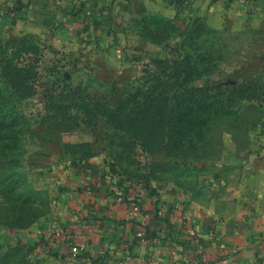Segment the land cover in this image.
Masks as SVG:
<instances>
[{
	"label": "rangeland",
	"instance_id": "obj_1",
	"mask_svg": "<svg viewBox=\"0 0 264 264\" xmlns=\"http://www.w3.org/2000/svg\"><path fill=\"white\" fill-rule=\"evenodd\" d=\"M55 1L62 5L63 0ZM256 1L241 4L251 9ZM53 18L64 28L53 24L46 36L10 22L0 27V46L8 53L25 45L37 47L42 56L37 93L23 105L29 124L7 139L0 130V264H37L45 258L49 236L60 230L48 223L59 193L46 182L50 168L112 178L116 195L130 187L138 199L171 196V202H162L170 209L168 225L183 227L174 220L183 217L185 225H196L184 211L194 201L224 196L240 161L259 157L264 141V30H216L196 17L179 18L175 27L152 14L86 17L82 25L74 22L78 17ZM142 33L154 38L151 48L142 46ZM179 54L195 69L190 86L210 83L208 96L188 97L176 88L165 93L174 79H163L157 88L141 80L155 58L175 60ZM140 85L148 94L138 91L131 102V124L104 123L103 107L116 108L128 86L136 93ZM72 90L92 103L87 112L47 110ZM181 99H186L184 109ZM52 175L65 179L60 170ZM58 239L63 241H53L65 246Z\"/></svg>",
	"mask_w": 264,
	"mask_h": 264
},
{
	"label": "crops",
	"instance_id": "obj_2",
	"mask_svg": "<svg viewBox=\"0 0 264 264\" xmlns=\"http://www.w3.org/2000/svg\"><path fill=\"white\" fill-rule=\"evenodd\" d=\"M178 1L63 0L59 6L55 0H0V27L10 22L23 25L27 33L46 36L53 24L64 28L53 17H68L70 22L72 17H78L74 22L82 25L86 17L156 14L174 22L200 17L216 30H264V0L256 1L251 9L240 0H187L181 6ZM142 42L146 48L153 45L145 39ZM240 162V168L229 177L224 196L211 197L203 204L194 201L192 208L184 211L196 222L197 240L188 234L191 224L177 227L170 222L167 227L158 219H150L146 226L149 235L165 232L160 245L140 244L136 233L141 229L142 217L134 213L137 206L152 213L173 197L162 199L144 194L138 199V195H131L130 187L127 193L116 195L112 178L94 175L90 170L84 178L72 168H50L46 182L59 193L48 223L58 225L60 230L47 238V249L58 247L55 237L63 240L58 239L59 243L66 242L65 253H69L72 244L84 248L77 257L62 254V250L59 256L51 254L46 264H264V141L259 143V157ZM57 170L64 174V181L53 178ZM211 233L214 237L210 239ZM103 250L107 255L100 260Z\"/></svg>",
	"mask_w": 264,
	"mask_h": 264
},
{
	"label": "trees",
	"instance_id": "obj_3",
	"mask_svg": "<svg viewBox=\"0 0 264 264\" xmlns=\"http://www.w3.org/2000/svg\"><path fill=\"white\" fill-rule=\"evenodd\" d=\"M187 0L178 1V6L186 3ZM156 15V14H152ZM163 17L160 15H156ZM177 27L176 23L166 17H163ZM195 19H202L196 17ZM192 28H188L186 33L191 31ZM143 34V38L151 42L154 41V38L149 39ZM182 48V47H181ZM40 49L32 46L22 45L18 49L8 53L5 48L0 46V130L5 131L10 138L11 135H14L16 130L20 128H25L29 124V116L24 112V102L37 93L38 80L40 79L39 75V63L42 59L41 54L39 53ZM186 55L179 54L178 58L170 59H157L155 58L152 62L153 66H147L143 71L144 76L141 78L145 83L152 82L151 87H156L160 82L168 78V81L175 80V83H172L170 87L165 91V93L172 94V90L176 88V91L180 94H185L188 97L195 96L196 94H202L204 97L209 95L210 92V83H207L205 87H196L190 86V81L193 80L195 69L193 66L188 63V60H185ZM197 77V76H196ZM67 80V79H66ZM190 86V87H189ZM125 90V98L122 99V103H119L116 108L109 109V107H103L105 112L102 117L105 119L104 123L112 125L114 128H118V122L122 127H128L132 122V117L129 114V109L132 105L131 102L135 101V97H139L138 91H141L142 94H148V90H142L141 85L136 88V93H132V87ZM134 88V89H135ZM157 88V87H156ZM148 89H150L148 87ZM81 93L77 90H72L69 96L63 98V95L59 96L57 102L52 101L46 107L49 111L54 112H64L67 108H75L77 110L87 112V107H91L92 103L86 101L79 96ZM78 96V98H76ZM50 100L54 97H49ZM86 101V102H85ZM182 106L184 109L186 107V99H181ZM67 105H65V104ZM52 117V116H51ZM75 119L79 118V115L74 116ZM210 118H206L200 121L201 125L204 127L207 126ZM207 124V125H206ZM119 126V125H118ZM22 139V134L18 133ZM114 136V135H113ZM204 139V142L209 140ZM142 212H146L142 209ZM154 219H157L156 217ZM169 219L166 220L168 227ZM47 244H44L45 258L42 261H39L37 264L47 263L51 254L53 256H59L61 250H66L67 247L59 245L57 248L47 249ZM100 260H105V257H100Z\"/></svg>",
	"mask_w": 264,
	"mask_h": 264
},
{
	"label": "built area",
	"instance_id": "obj_4",
	"mask_svg": "<svg viewBox=\"0 0 264 264\" xmlns=\"http://www.w3.org/2000/svg\"><path fill=\"white\" fill-rule=\"evenodd\" d=\"M242 4L247 5L250 1L252 0H240ZM169 206L166 204H161L158 209L154 212L151 213L149 211L146 212H142V209L140 206L136 207V211H135V215H140L142 217V222H141V229L136 233V238L139 240L141 245H147L148 243L152 244H157L160 245L162 244L163 240L166 238L165 236V232L164 230H161L157 235L151 236L149 235V233L146 230V226L148 225V222L150 221L151 218H157L162 225H167L166 224V220L169 219ZM184 218L180 217V218H176V221L174 220V223L177 225H185L184 223ZM192 223V222H191ZM188 234L197 240V230L195 228V224L192 223L190 228L188 229ZM213 236V235H212ZM69 242V241H68ZM84 248V245H79V244H72L71 247L69 248V253H65L64 250H62V254H67L70 255L72 257H77L78 255H80L81 250ZM101 257H105L107 255V252L105 250H103L100 253ZM206 263V259L204 261ZM62 264V263H60ZM195 264V263H193Z\"/></svg>",
	"mask_w": 264,
	"mask_h": 264
}]
</instances>
